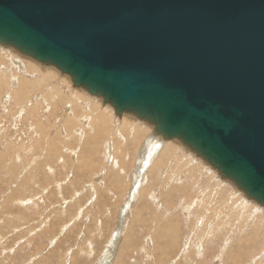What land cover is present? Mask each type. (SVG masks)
I'll return each instance as SVG.
<instances>
[{
  "label": "rangeland",
  "instance_id": "1",
  "mask_svg": "<svg viewBox=\"0 0 264 264\" xmlns=\"http://www.w3.org/2000/svg\"><path fill=\"white\" fill-rule=\"evenodd\" d=\"M50 67L0 48V264H264L262 206L229 210L240 191L201 157Z\"/></svg>",
  "mask_w": 264,
  "mask_h": 264
},
{
  "label": "water",
  "instance_id": "2",
  "mask_svg": "<svg viewBox=\"0 0 264 264\" xmlns=\"http://www.w3.org/2000/svg\"><path fill=\"white\" fill-rule=\"evenodd\" d=\"M0 46L177 139L264 207V0H0Z\"/></svg>",
  "mask_w": 264,
  "mask_h": 264
},
{
  "label": "bare ground",
  "instance_id": "3",
  "mask_svg": "<svg viewBox=\"0 0 264 264\" xmlns=\"http://www.w3.org/2000/svg\"><path fill=\"white\" fill-rule=\"evenodd\" d=\"M0 48H1V46H0ZM2 48H5V47H2ZM27 57V56H26ZM29 58V57H28ZM31 59V58H30ZM16 61V60H15ZM51 68V67H50ZM51 71H52V73H56L57 71H56V68L55 67H52L51 68ZM69 77V76H68ZM70 78V77H69ZM57 81V80H56ZM73 88V87H72ZM71 88V89H72ZM67 89V88H66ZM75 89V88H74ZM73 90V89H72ZM79 91V90H78ZM71 93V92H70ZM82 96V95H81ZM72 97H74V96H72ZM78 98V97H77ZM74 100V99H73ZM77 100V99H76ZM78 101V100H77ZM93 101V100H92ZM101 101L102 100H100V101H98L97 103H96V105L95 106H100L101 105ZM69 105H70V103H68ZM108 105V104H107ZM108 108H110L111 109V111H113L112 110V108H111V106H107ZM101 109V108H100ZM97 111L99 110L98 108L96 109ZM104 110V109H103ZM106 110V109H105ZM108 110V109H107ZM93 111H95V110H93ZM96 113V112H95ZM121 117V116H120ZM119 118V117H118ZM126 119V118H125ZM120 121H121V119H120ZM96 124H98V123H96ZM119 125H120V123H119ZM144 125V124H143ZM97 126V125H96ZM118 127V126H117ZM101 128V127H100ZM157 135L159 136L160 134H157V133H155V132H152V134H151V136H150V138L148 139V144L149 143H151V141L153 140V139H155V137H157ZM80 136H82V135H80ZM162 137V136H161ZM163 138V137H162ZM167 140V139H166ZM165 141V140H164ZM154 142V141H153ZM155 142H157V143H160V144H162L163 143V139H160V140H158V139H155ZM166 142V141H165ZM164 142V143H165ZM157 143H155V144H157ZM178 145H180L181 147H182V151H184L185 150V148H186V146H184L182 143H180V142H178ZM157 146H158V144H157ZM157 152V151H156ZM156 152L154 153V154H156ZM148 151L145 153H143L142 154V157L141 158H143V159H145L144 161H143V164H146V163H148L147 161H148V159H149V157H148ZM150 154V153H149ZM166 157V156H165ZM167 158V157H166ZM164 159V158H163ZM162 160V159H161ZM151 161V160H150ZM150 161H149V163H150ZM142 164V165H143ZM208 166L209 167H211L209 164H208ZM155 167V166H154ZM147 169V168H146ZM144 172V171H143ZM138 175H140L139 174V172L137 173ZM143 175V174H142ZM138 177V176H137ZM140 178V177H139ZM226 181H228V180H226V179H224V181L222 182V184H224ZM221 182V181H220ZM214 185L215 184H212V185H210L209 187H210V190H211V192H213V187H214ZM207 186H208V184H207ZM206 186V188H208ZM172 191V190H171ZM170 191V192H171ZM200 193L202 192V189L199 191ZM171 193H173V191L171 192ZM215 195H217V196H221V197H226V194L223 196V193L222 192H218L217 191V189L215 190V193H214ZM173 197V196H172ZM209 198V197H208ZM207 198V199H208ZM231 207L229 208V210L230 209H232L233 210V205L235 204V203H237V206L236 207H239V208H242L244 205H250V203H251V199H249V198H247L242 192H238L237 194H235L233 197H231ZM184 200V199H183ZM213 200V199H212ZM212 200H206V201H208V202H211ZM205 201V200H204ZM238 201H241L242 202V205H241V202H240V205H238L239 203H238ZM173 202V201H172ZM194 204V201L193 202H191L190 204H187V205H185V209H186V207H190V206H194L193 205ZM196 205V204H195ZM215 206V205H214ZM195 207V206H194ZM217 207V206H216ZM196 208V207H195ZM223 208V207H222ZM186 211H187V209H186ZM253 211H254V215L257 213V212H259V213H264V208L263 207H261V208H259V206H257V205H255V206H252V205H250V210H249V212H250V214H252L253 213ZM234 212V211H233ZM228 215L230 216V217H233V218H235V219H237V221H238V224L240 225V224H243L242 222H240V220H239V217H240V215H241V213H240V211H238V213L234 216V215H231V213H229V211H228ZM254 217H256V216H254ZM264 217V214H262V215H260V216H258V217H256L257 219H258V221L261 219V218H263ZM236 221V220H235ZM261 221H263V220H261ZM248 222V221H247ZM247 222H245L246 224H249V225H251V223H247ZM244 223V224H245ZM254 224V226L250 229V232H255V231H257V230H262L261 229V227L259 226V222L258 223H252V225ZM242 227V226H241ZM248 229V228H247ZM243 230V229H242ZM233 232V231H232ZM234 233V232H233ZM253 234V233H252ZM239 235V234H238ZM249 237V234L247 235V238ZM229 240V239H228ZM226 242V241H225ZM228 242V241H227ZM231 242V241H230ZM226 247V246H225ZM224 247V248H225ZM234 247V246H233ZM236 248V247H235ZM261 251H263V245H262V247L256 252L257 254H259ZM243 254L241 251H239V252H234L233 254H232V256L235 258V257H237V254ZM262 253V252H261ZM262 255H264V252H263V254ZM260 256V255H259ZM259 256H258V258H259ZM259 262V261H258Z\"/></svg>",
  "mask_w": 264,
  "mask_h": 264
},
{
  "label": "crops",
  "instance_id": "4",
  "mask_svg": "<svg viewBox=\"0 0 264 264\" xmlns=\"http://www.w3.org/2000/svg\"><path fill=\"white\" fill-rule=\"evenodd\" d=\"M3 85H6V84H3L2 83V86L0 87V94L2 93H4L5 92V90H4V88H3ZM44 94H46V93H44ZM43 94V95H44ZM2 96V95H1ZM35 95H33V96H31V97H34ZM37 100H39V101H41V102H46L45 104H47V105H49L50 106V108H44L43 110H44V112H47V111H50V112H52L53 111V108H54V105L51 103V101H54V97H52L51 99H44L43 97L41 98V97H37L36 98ZM40 108H38V110H39ZM38 110H36V109H34V108H31V111H29V113L34 117L35 116V118H37L35 121L36 122H41L42 121V118H41V114H42V111L43 110H40V113L38 112ZM16 111V110H15ZM19 113L23 116L24 115V113H25V111L23 112L22 110L21 111H19ZM47 115V114H46Z\"/></svg>",
  "mask_w": 264,
  "mask_h": 264
}]
</instances>
